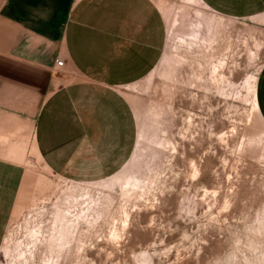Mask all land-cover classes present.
<instances>
[{
  "label": "rangeland",
  "instance_id": "1",
  "mask_svg": "<svg viewBox=\"0 0 264 264\" xmlns=\"http://www.w3.org/2000/svg\"><path fill=\"white\" fill-rule=\"evenodd\" d=\"M153 1L162 56L119 90L133 108L131 156L109 176L73 180L34 143L12 148L22 180L5 205L0 264H264V126L250 120L249 82L258 88L264 70V11Z\"/></svg>",
  "mask_w": 264,
  "mask_h": 264
},
{
  "label": "crops",
  "instance_id": "2",
  "mask_svg": "<svg viewBox=\"0 0 264 264\" xmlns=\"http://www.w3.org/2000/svg\"><path fill=\"white\" fill-rule=\"evenodd\" d=\"M200 1L227 16L264 11V0ZM165 43L153 0H0V231L22 180L16 145L34 143L73 180L109 176L131 156L133 108L119 90L151 72ZM256 102L263 118L264 70Z\"/></svg>",
  "mask_w": 264,
  "mask_h": 264
},
{
  "label": "bare ground",
  "instance_id": "3",
  "mask_svg": "<svg viewBox=\"0 0 264 264\" xmlns=\"http://www.w3.org/2000/svg\"><path fill=\"white\" fill-rule=\"evenodd\" d=\"M198 0H184V3L186 4H190V5H193L197 2ZM178 24V21H174L173 24L171 25V28H174L176 25ZM199 25V28L196 29V32L193 33V34H190L188 35V38H180V42L182 43H186L188 42V40H194L198 37V34H199V31H200V26L201 24H198ZM249 82H250V92H251V95H252V113H251V116H250V120L254 119L255 121L259 122L261 125L264 126V120L260 114V111L258 109V106H257V102H256V83H257V76H253L251 75L249 77ZM218 139L221 141V142H226V140L224 139L225 136V133L224 132H221V133H218ZM162 140V139H161ZM225 140V141H224ZM168 141V140H167ZM170 142V141H169ZM158 143L160 145H162L163 143L161 141H158ZM171 143V142H170ZM167 142V144H170ZM190 160V159H189ZM193 167V175H196L198 174L199 170L195 164V162H192L191 163ZM136 175V174H135ZM139 175H136V178L138 177ZM205 192H207V189H204ZM128 222V216H126V220L124 223H127ZM125 225V224H124ZM110 236L112 238H117L118 237V233H117V228L116 227H113L111 232H110ZM22 255V253H21Z\"/></svg>",
  "mask_w": 264,
  "mask_h": 264
},
{
  "label": "built area",
  "instance_id": "4",
  "mask_svg": "<svg viewBox=\"0 0 264 264\" xmlns=\"http://www.w3.org/2000/svg\"><path fill=\"white\" fill-rule=\"evenodd\" d=\"M63 65H64V60L63 59H57L56 60V66L58 67V68H61V67H63Z\"/></svg>",
  "mask_w": 264,
  "mask_h": 264
}]
</instances>
